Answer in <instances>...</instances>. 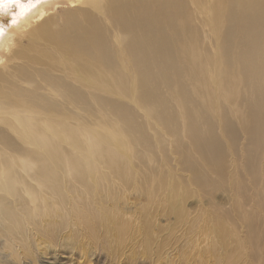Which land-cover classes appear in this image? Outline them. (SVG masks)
I'll list each match as a JSON object with an SVG mask.
<instances>
[{
	"label": "bare ground",
	"instance_id": "bare-ground-1",
	"mask_svg": "<svg viewBox=\"0 0 264 264\" xmlns=\"http://www.w3.org/2000/svg\"><path fill=\"white\" fill-rule=\"evenodd\" d=\"M12 19L15 27L6 31L0 18V232L18 233L31 222L15 213L18 200L42 191L60 197L97 158L119 172L112 153L118 142L88 137L95 133L79 120L90 102L115 116L116 134L145 150L151 135L118 98L130 95L171 134L181 120L185 136L218 170L227 146L214 131V105L226 140L243 132L242 171L264 178V0H31L17 5ZM210 50L220 57L218 89L208 88L202 74ZM164 85L179 111L163 95ZM182 156V164L195 168L194 159ZM261 210L264 192L246 213L253 242ZM48 211L44 206L42 213ZM107 217L115 222L117 214ZM214 227L221 238L229 236ZM242 243L229 253L239 254Z\"/></svg>",
	"mask_w": 264,
	"mask_h": 264
},
{
	"label": "rangeland",
	"instance_id": "rangeland-1",
	"mask_svg": "<svg viewBox=\"0 0 264 264\" xmlns=\"http://www.w3.org/2000/svg\"><path fill=\"white\" fill-rule=\"evenodd\" d=\"M16 12L17 6L0 9L6 31L15 27ZM219 64L220 57L211 50L201 60L208 88L221 86L216 78ZM161 90L179 111L174 93L165 85ZM118 99L139 113L152 147L145 150L116 134L119 121L115 116L90 102V110L79 111V120L95 133L88 137L99 135L118 142L111 151L119 161V172L100 157L83 180L65 186L60 197L42 191L34 200L27 196L18 200L15 213L31 222L18 233L0 232V264H264V210L259 212L261 232L254 242L246 217L264 192V178L256 179L240 167L243 132L235 140H226L219 114L211 105L215 134L227 146L221 167L213 169L201 156L200 147L183 133L181 120L171 134L155 116L136 106L130 95ZM98 143L110 149L103 139ZM262 149L260 167L264 165ZM182 151L195 160V168L181 163ZM44 206L49 208L47 213H42ZM113 211L115 222L107 217ZM122 225L124 230L117 232L116 227ZM215 225L226 228L229 236L221 238ZM238 241L243 242L241 252L232 255L229 251Z\"/></svg>",
	"mask_w": 264,
	"mask_h": 264
},
{
	"label": "snow or ice",
	"instance_id": "snow-or-ice-1",
	"mask_svg": "<svg viewBox=\"0 0 264 264\" xmlns=\"http://www.w3.org/2000/svg\"><path fill=\"white\" fill-rule=\"evenodd\" d=\"M20 4L21 0H0V9H4L6 6H17Z\"/></svg>",
	"mask_w": 264,
	"mask_h": 264
}]
</instances>
